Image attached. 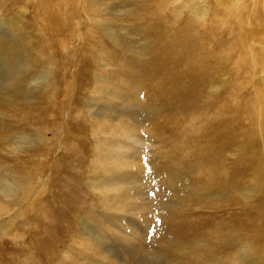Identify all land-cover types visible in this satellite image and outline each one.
I'll return each mask as SVG.
<instances>
[{
  "label": "rangeland",
  "instance_id": "374dc122",
  "mask_svg": "<svg viewBox=\"0 0 264 264\" xmlns=\"http://www.w3.org/2000/svg\"><path fill=\"white\" fill-rule=\"evenodd\" d=\"M40 1L22 0L11 12L33 9ZM94 1H99V9L94 7L95 15L120 40L117 47L104 35L90 34L98 36V42H92L96 43L98 59L107 66L94 63L88 55L90 49L86 50L92 42L86 40L89 25L83 6H77V10L69 8L73 15L66 13L67 21L61 25L59 14L63 13L58 4L51 10L53 21L45 18L50 22L45 29L49 33L47 40H34L47 50L29 55L38 62L52 57L64 73V78L58 76L54 84L53 92L60 96L57 107L49 112L57 117L51 120L37 115L32 122L39 123L44 134L38 129V135L30 136L29 148L17 141L24 134L20 129L35 133L37 126L22 125L16 119L7 122L0 114V187L16 186V181L19 184L21 173L29 165L21 197L12 195L6 200L0 196L4 209L3 217L0 216V264H203L196 258L199 236L195 221L196 217L205 218L207 204L219 207L215 211L218 218L214 217L219 222L218 231L212 237L223 247L219 244L213 250L215 260L219 264H237L239 256L255 251L253 259L264 264V220L259 215L261 239L250 228L249 219L253 218L242 215L245 206L249 208L250 196L257 204L264 200V159L258 156L259 165L248 168L246 161L253 159H249L254 156L252 152L237 154V149L245 148L246 142L256 140L264 131L257 128L259 117L252 123L246 114L236 110L243 107L246 113L245 99L251 90L240 94L232 112L228 103L232 100L225 97L212 110L205 105L199 115L197 110L206 102L208 87L203 86L198 96L201 102L192 103L185 97L188 89H181L174 79L164 80L167 67L161 63L164 59L160 50L154 54L155 62L147 56V77L139 75V84L133 82V74L144 71L145 61L135 52L143 46L140 37L130 34V27L134 26L129 22L130 3ZM10 14L0 9L2 21L10 20ZM41 14L42 11H29L21 21L27 27H39L44 25L39 19ZM159 15L153 9L147 21L151 23ZM10 30L12 36L17 34L13 26ZM12 44L19 52L26 45L18 40L12 43L0 35V93L7 72L19 58V54L7 56ZM29 56L25 60L31 63ZM224 73L221 71L220 78ZM30 75L34 78V71ZM223 80V94L242 92L244 79L234 88L229 75ZM259 95L262 100L263 93ZM249 98L257 106L254 96ZM85 99L94 105L95 115L84 113ZM225 103L228 110L222 109ZM193 110L196 113L190 115ZM65 113H72L73 117L77 114L75 129L71 131L77 130L81 135L65 132L67 144L61 149L60 132L67 129ZM248 124L254 129L249 133ZM226 126L230 128L228 135H232L231 153L227 150L219 154L222 157L218 162L225 159L228 166H246L247 171L232 170L229 198L217 192L214 203L211 196L215 195L208 191L204 180L209 176L212 148L227 145L219 137L221 144L213 143L210 135H227ZM49 127L55 135L47 131ZM39 138H44L41 145L37 143ZM57 157H61V164ZM253 212L257 218L256 209ZM238 214L244 218H238ZM9 217L13 219L6 223Z\"/></svg>",
  "mask_w": 264,
  "mask_h": 264
},
{
  "label": "bare ground",
  "instance_id": "6f19581e",
  "mask_svg": "<svg viewBox=\"0 0 264 264\" xmlns=\"http://www.w3.org/2000/svg\"><path fill=\"white\" fill-rule=\"evenodd\" d=\"M20 1L22 0H0V3L2 2L0 4V9L3 12L10 11L11 13L8 18L10 20L8 21H2L3 18L0 17V35L2 34L3 38L5 37L10 39L12 43H15V40H18L19 42L21 41V44L26 43L20 52L15 50L13 47L16 44H12L13 48H9L10 51L7 53V56L12 55L15 57L17 54H19V58L17 59V65L13 68H10V70L7 72V81H5L3 92L0 93V114H4V119L7 122L12 119H16L19 124H29L31 127L37 126V131L35 133L31 132V130L28 132V130L25 131L24 129H20V131H22L24 134L19 135L17 141L22 145V147L29 146L30 148L32 143L31 137L33 138V135L39 134L38 129H40V134H44V129H42V127H38L40 126L39 123H33L37 120V115L39 116L43 114V119L48 117L51 120L57 117L56 114L52 116L49 114V112H52L53 109L57 107L55 103L60 97L56 96L55 92H53V89L58 76L64 78V73L61 74L60 69L56 66L57 61L52 57H47L45 60L38 62L34 61L29 56L35 52H40V50H47V48H43L42 45L38 43L36 44L34 40H38V37L41 39L43 37L45 40H47L49 33L47 34L45 29L49 28V25L46 24L50 22H46L45 18H50V20L53 21L51 18V10L54 9V6H58V4L61 6L60 9L63 13L59 14L61 25L67 21L66 13L73 15V11L68 10L69 8H74L77 10V6H83L87 15V24L89 25V27L87 26L86 30V40H89V42H92V40L98 42V36L93 37L90 35L94 32L102 36L104 35L105 38H107L115 46L118 45L120 40L116 33L111 31L108 24L105 21L100 20V18L95 15V9H99L97 7L99 1L41 0L38 3V6H34L33 9L25 7L20 11L19 14L11 12L16 8V5H18L17 3H20ZM123 1L129 2L131 6L129 22H131L134 26L133 28L130 27V34L140 37V42L143 43L142 48H138L135 52L140 58L144 59L145 68L143 72L139 71V73L135 72L133 74V82L139 84L138 80L136 79L139 75H145L147 77V56L151 61L155 62L157 60L154 54L160 50L164 59V62L161 61V63H164L165 67H167V71L165 73L166 75L163 76V78H165L164 80L170 78L174 79L181 89H188L185 97L191 100L192 103H195L196 105L197 102H201L198 96L202 94L201 90L204 88L203 86L208 87L207 91L209 92V95L206 94V102L200 106V108H198V114L204 109L203 107L205 105L207 106L208 110H212L216 102L225 97L227 99L230 97L232 100V102L227 101L229 103V110L232 112V106L238 104L237 101L240 94L243 92L245 93L247 90H251L247 96V99H245L246 113H243V107L236 109L239 112H234L241 113L243 116L246 114L247 119L252 123H255L256 119L259 117V122L256 121L258 124L257 128L260 126L259 128H261L263 131L264 0ZM153 9H157V12L160 15L158 17L152 18L151 23H149L150 20L147 21V16ZM33 10H36L39 14L42 11L39 19L44 23V25H39V27L38 25L27 27L21 21L26 16L27 12ZM76 14L77 12H74V16H76ZM11 26L15 28L17 32L16 35L12 36L10 30ZM36 27L38 29H36ZM61 31L64 30L61 29ZM65 34L66 32L62 33V37H64ZM254 37L256 38L254 39ZM89 44L90 46H87L86 48V50L90 49L89 53H85H88V55L91 56V60H93L94 63L99 65L104 64L107 66L106 63H101V61L98 59L99 55L96 51V43L92 42ZM7 47L8 44L5 48ZM91 53H93V55ZM27 56L31 58V63L28 62L29 60H25L27 59ZM13 61H16V58ZM78 66L80 67L83 65L79 64ZM32 71H34L35 74L34 78H32L30 75V72ZM221 71H225V73L220 78ZM226 75H229L232 78V88L237 87L240 79H244L242 83V92L237 90H232V93L226 92V94L221 92L220 86H223V77ZM142 80H145V78ZM62 89L63 88H61L59 91V94L62 92ZM197 90L200 92L198 93ZM220 92L222 93V96H219ZM259 93H263L262 100ZM251 95L254 96L257 106H254V104L249 101V96ZM85 105L86 110H83L84 113L88 116L95 115V113L92 112L94 105L86 99ZM222 109L228 110L227 103L222 106ZM76 112L77 111H75V113ZM193 113L195 114L196 110H193L190 115ZM76 117L77 114H75V117H73L72 113H65L63 117L67 121V129L60 132V135H62V142L60 144L61 149L67 144V139L64 138L65 132L68 130L71 131L73 128L75 129L73 122L75 121ZM85 117L86 116H84V118ZM86 120L89 119L87 118ZM5 121L4 123H6ZM1 124L2 122L0 125ZM15 125L17 124L15 123ZM251 129L254 130L253 125L248 124V133L252 131ZM47 131H49L52 135H55L54 130L50 129V127L47 128ZM225 131L227 135H216V137L210 135L212 137L213 143L221 144L222 140L223 142H226L227 145H223V148L222 146L220 148H212L211 152L214 153V155H212V160L208 164L207 174H209V176L206 175L204 180L208 191L215 195L214 197L211 196L214 203H216V198H218L217 192L222 194L224 193L225 198H229L227 191L228 187H230V173L232 170L240 172L247 168L246 166L238 167V165L233 167L228 166L225 159L224 161L218 162L219 157H222L219 154L224 153L227 150L229 153H231L230 145H232V135H228L230 128L226 126ZM213 132L214 131H210L209 133ZM71 134L77 136L81 135V132H77L76 130ZM192 136L195 139L200 138V136ZM218 137L221 140H219ZM256 137H258L256 140L251 139L252 141L250 140L246 142L245 148L237 149V154L242 155L244 152H246V150H249L254 155L253 157L249 158H253L252 160L246 161L247 166L249 165L248 168L250 166L256 168V164L259 165L258 156L261 155L260 158L264 159V131L258 134ZM56 140L59 139L56 138ZM43 141L44 138H39L37 143L41 145ZM28 151L29 149L26 150V152ZM61 157H57L56 159V161L60 164ZM237 157L240 159L243 158L240 156ZM244 158L246 157L244 156ZM28 167L29 165H27V170H23L21 173V183L19 182L18 184V181H16V186L13 184H8L7 187H0V196L6 200H9L12 195L21 197L24 185L28 180ZM245 171H247V169ZM19 187L21 189H19ZM262 191L264 193L263 187ZM229 195H232V191L229 192ZM248 199L251 203L248 205L249 208L246 209L245 206V209L242 210V215L244 217L253 218V221L249 219L250 228L257 237L262 239V229L257 223L261 222L259 220V215H261L262 221L264 220V200L257 204L252 200L251 196ZM201 203L202 201L199 202V205H201ZM204 207L209 208L205 218H203V216L196 217L195 221L197 228L196 233L199 236L197 241L199 242V245L196 258L200 263L203 264H219L215 260L216 254H213V250H215L216 246L219 244L221 247L223 246L221 243L215 241L212 237L213 234H216V231H218L217 227L219 222L218 220L215 221L214 217L218 218V213L215 211L219 207L218 205L212 207L209 204ZM255 209L257 218L256 216H253L255 215L253 212ZM3 212V205L0 204V216L2 217ZM242 215L238 214V218H244ZM12 219L9 217L8 220H5V222L10 223L9 221H12ZM227 240L228 239L224 241ZM256 240L260 241L257 238ZM255 254V251H253V253L251 251H247L246 254H243V257L239 256V260L236 263L259 264V261L253 259L252 257V255L254 256ZM210 256L212 257V260H209ZM229 263L230 262L226 264Z\"/></svg>",
  "mask_w": 264,
  "mask_h": 264
}]
</instances>
